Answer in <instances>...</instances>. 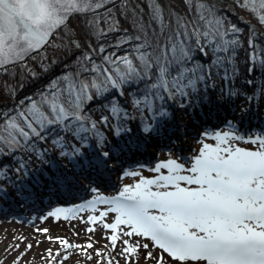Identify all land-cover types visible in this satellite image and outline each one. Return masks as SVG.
Returning a JSON list of instances; mask_svg holds the SVG:
<instances>
[{
    "label": "snow or ice",
    "instance_id": "snow-or-ice-1",
    "mask_svg": "<svg viewBox=\"0 0 264 264\" xmlns=\"http://www.w3.org/2000/svg\"><path fill=\"white\" fill-rule=\"evenodd\" d=\"M184 2L0 0V200L75 199L31 220L89 234L35 227L8 264H264V33Z\"/></svg>",
    "mask_w": 264,
    "mask_h": 264
},
{
    "label": "rangeland",
    "instance_id": "rangeland-1",
    "mask_svg": "<svg viewBox=\"0 0 264 264\" xmlns=\"http://www.w3.org/2000/svg\"><path fill=\"white\" fill-rule=\"evenodd\" d=\"M176 1L180 5H183L182 0ZM225 87H227L226 84ZM212 95L215 96L216 92L214 91ZM256 121V124H258L259 120ZM189 143L193 144L194 146V141L189 140V142L185 144V149L188 148ZM155 155L159 156V153H156ZM134 163L135 162H133V164ZM113 179H115V177H113ZM65 200L69 203L78 202L77 200L71 198H65ZM65 200H61L60 197H44L42 206L37 208V210L34 208L17 205L16 203L13 205L12 203H10V206H12L13 208L9 209L10 206L8 205V201L0 200V256H7L5 264H8V261H10L16 254L14 251H10L7 254L4 252L7 244L12 242V237L20 234L27 235L29 237V240H32L34 237H39L40 234L35 232V227H49L51 228L53 234L66 236L74 242L83 243L89 238V234L84 230L86 226L77 220H72L71 225L69 221H66L63 218H61L59 221L50 218L46 222H41L40 220L32 222L31 218L33 216L45 215L47 213V211L49 210L48 205L54 207L57 205V203H63L65 202ZM22 221H27V223ZM73 228L75 229V231H73ZM76 233H79V235H77ZM94 239L96 241H99V243L95 244L96 247H103L104 237L102 235V231H97L95 233ZM49 246L58 247L59 245H53L51 241L44 239L39 247H34L25 256V261L32 262L34 259V264H42L40 257L44 255L45 248ZM76 257H79L81 259L83 258L77 252L74 254L73 259L68 260L66 264H73V260ZM88 264H92V262L89 261Z\"/></svg>",
    "mask_w": 264,
    "mask_h": 264
},
{
    "label": "trees",
    "instance_id": "trees-1",
    "mask_svg": "<svg viewBox=\"0 0 264 264\" xmlns=\"http://www.w3.org/2000/svg\"><path fill=\"white\" fill-rule=\"evenodd\" d=\"M229 1L230 3H232L234 5V7L237 9V12L242 16V17H246L248 18L255 26L256 28L259 29V31L261 33H264V25L260 24L257 17L255 15H253L249 10L241 7L239 4L236 3V0H227ZM135 2V0H134ZM163 2L168 5V4H171L172 6H174L178 11L181 10V8L179 7L178 3H176L175 0H163ZM213 3H217V0H212ZM140 3H142L145 8H147V0H140ZM186 5V4H185ZM227 14L236 22L240 23L241 26H243L244 24L237 18V16L233 15L231 12H230V8H226L224 9ZM258 54H259V50H258ZM243 53H241V67L244 68L245 65L243 63ZM2 78V77H0ZM256 81H257V84L259 85V73H257L256 77H255ZM243 80L244 78L241 77L237 82L236 84H240V83H243ZM219 84V81L218 83ZM235 87V85H234Z\"/></svg>",
    "mask_w": 264,
    "mask_h": 264
},
{
    "label": "bare ground",
    "instance_id": "bare-ground-1",
    "mask_svg": "<svg viewBox=\"0 0 264 264\" xmlns=\"http://www.w3.org/2000/svg\"><path fill=\"white\" fill-rule=\"evenodd\" d=\"M9 203V202H8ZM10 206V203L8 204ZM13 207H9V209H12Z\"/></svg>",
    "mask_w": 264,
    "mask_h": 264
}]
</instances>
